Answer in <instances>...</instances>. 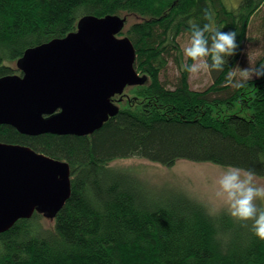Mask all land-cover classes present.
Listing matches in <instances>:
<instances>
[{"label":"trees","instance_id":"obj_1","mask_svg":"<svg viewBox=\"0 0 264 264\" xmlns=\"http://www.w3.org/2000/svg\"><path fill=\"white\" fill-rule=\"evenodd\" d=\"M205 9L216 27L237 31L239 46L222 71L210 70L211 86L195 91L180 40L193 23L208 22ZM108 16L134 21L120 34L133 43L145 83L115 97L119 112L90 136L0 126L1 143L67 162L72 172L71 196L56 216L36 212L0 235V264H264L251 220L112 164H234L264 180V78L241 88L226 83L233 67L246 66L247 47L261 49L254 65L264 63V0L236 8L226 0H0V78L21 74L16 64L28 49L76 32L82 19ZM170 61L180 70L173 86L161 79Z\"/></svg>","mask_w":264,"mask_h":264},{"label":"water","instance_id":"obj_2","mask_svg":"<svg viewBox=\"0 0 264 264\" xmlns=\"http://www.w3.org/2000/svg\"><path fill=\"white\" fill-rule=\"evenodd\" d=\"M126 18L88 17L76 32L25 51L0 78V126L30 136H90L119 112L115 97L143 85ZM67 162L0 142V235L36 212L53 218L72 192Z\"/></svg>","mask_w":264,"mask_h":264},{"label":"clouds","instance_id":"obj_3","mask_svg":"<svg viewBox=\"0 0 264 264\" xmlns=\"http://www.w3.org/2000/svg\"><path fill=\"white\" fill-rule=\"evenodd\" d=\"M207 23H193L191 33L181 45L184 56L191 63L181 65L190 74L203 71H222L225 64L238 48L236 30L223 29L214 24V12L204 10ZM210 33L211 35H207ZM264 78V63L241 67L237 64L227 74L226 83L235 88L245 86L249 79ZM216 196L224 202L229 214L239 221L251 220V231L264 240V183L257 179V173L250 168L229 164L214 181ZM210 214H215L211 210Z\"/></svg>","mask_w":264,"mask_h":264},{"label":"rangeland","instance_id":"obj_4","mask_svg":"<svg viewBox=\"0 0 264 264\" xmlns=\"http://www.w3.org/2000/svg\"><path fill=\"white\" fill-rule=\"evenodd\" d=\"M230 8H236L241 0H226ZM133 20L129 19L128 25L125 27L124 32L133 24ZM255 23V22H254ZM259 25V23L255 24ZM254 27V34L258 35ZM122 34H118L121 37ZM126 37V36H123ZM187 40L183 38L180 40L181 45ZM255 47V46H254ZM260 48L245 50L243 54V60L247 63L248 67L253 64L254 58L260 54ZM251 54V55H250ZM187 58H184L186 61ZM180 74L179 67L175 61H170L166 70L162 73V81L168 85L173 86ZM20 75V74H19ZM142 76V75H141ZM190 86L193 90H205L212 84V76L210 71H201L199 73L190 74L189 77ZM122 96V95H121ZM113 166H118L120 169H135L139 173L141 179L150 180L151 183H158L162 185V190L177 191L180 193L191 194L192 197L200 200H205L215 210L223 211L227 209L222 200L216 196L215 179L224 170V168L210 165V164H195L187 161H179L173 167H164L157 164L150 163L141 159H126L112 163ZM258 179V178H257ZM264 183L263 179H258ZM189 192V193H188ZM43 224L47 227H52L54 224L52 221L44 220Z\"/></svg>","mask_w":264,"mask_h":264},{"label":"bare ground","instance_id":"obj_5","mask_svg":"<svg viewBox=\"0 0 264 264\" xmlns=\"http://www.w3.org/2000/svg\"><path fill=\"white\" fill-rule=\"evenodd\" d=\"M120 38H122V37H120Z\"/></svg>","mask_w":264,"mask_h":264}]
</instances>
